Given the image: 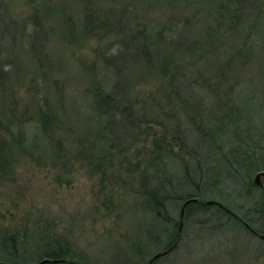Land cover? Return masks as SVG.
<instances>
[{
	"label": "rangeland",
	"instance_id": "1",
	"mask_svg": "<svg viewBox=\"0 0 264 264\" xmlns=\"http://www.w3.org/2000/svg\"><path fill=\"white\" fill-rule=\"evenodd\" d=\"M252 1L260 9L232 29L228 0H0L1 21L12 18L18 32L33 13L53 29L41 65L26 37L10 51L2 35L0 259L37 264L38 238L48 235L82 264H143L172 240L181 202L167 201L170 222L158 219L146 208L142 181L216 200L264 231V195L253 183L256 160L264 158V0ZM95 9L102 16L123 11L132 26L152 33L177 22L199 43L215 22L223 31L201 56L154 38L155 63L173 61L172 82L167 91L153 82L133 85L144 116L125 125L117 141L113 128L98 137L106 120H97L91 105L94 80L111 71L102 56L117 55L113 36L84 29L83 17ZM70 24L74 34L67 36ZM42 115H50L54 140L36 133ZM214 212L184 217L177 246L154 263L264 264V240Z\"/></svg>",
	"mask_w": 264,
	"mask_h": 264
},
{
	"label": "trees",
	"instance_id": "2",
	"mask_svg": "<svg viewBox=\"0 0 264 264\" xmlns=\"http://www.w3.org/2000/svg\"><path fill=\"white\" fill-rule=\"evenodd\" d=\"M228 1H232V4L235 6V11L231 13V17L228 19L233 21V23H231L232 29L241 25L239 24L241 17L247 18L246 12H248V10L251 13L252 10L260 9V7L253 5L252 0ZM225 3L226 2L220 4L219 7H222ZM224 17L225 18L222 16V19L226 20V18L229 17V14L227 13ZM82 20L84 29L90 31L93 36H96L99 39L113 36L117 43V55L113 53L111 54L112 57H106V55H103L101 58L102 67H108L111 71L107 74V76L105 75L102 78L94 80L93 101L91 104L96 119L101 121L104 119L106 120L103 125H99L97 127L98 137L102 139L107 138L110 134H112L111 130L113 128V133L118 132L114 137L116 141L118 137L123 135L121 133H124L125 125L127 126L128 123L135 125L132 120L139 121L138 117L144 116L141 113V110L137 108V100L130 94L132 88H134L133 85H143L153 82L157 89L167 91V87L171 84L170 82H172L173 77H171V74L172 70H175L173 64L171 65L173 61L170 62V59H166L167 61L165 60L161 65V61L157 64L155 63L153 49L154 44L152 43L154 38L157 40L167 41L176 51L180 48L185 52L187 51L190 56L192 54L201 56L203 55L201 49H203L204 46H207L215 38L223 36L222 29H219L221 21L210 25L206 31L205 38L199 43L196 40L187 37L185 32L181 30L182 28L178 26L179 23L177 22L172 24L167 29H159V31L152 33V29L149 27L143 26L140 28L138 26H132L130 21H128L129 19L127 18V15L123 11H117L111 16H102L101 11L99 9H95L92 12H87ZM182 24L187 27L188 21H183ZM52 32L53 29L45 27L42 19L37 13L31 14L28 19L25 20L24 24L20 26L19 32L17 31V26L12 18L5 19L4 21H1L0 18V46H5L2 43V35L6 37L8 36L9 43L6 45L7 49L10 47V51H15L18 47L19 40H21L20 35H22V39L26 37L28 41V50L33 55V59L36 60V62H39L40 65L43 61L46 43ZM66 33L67 36L74 34L73 26L71 24L66 28ZM184 44L187 45L184 46ZM98 67L102 68L100 65H98ZM2 73L3 71L1 68L0 76H3ZM109 75L113 76L111 81ZM167 96L170 97V94L167 93ZM49 116L50 115H42L35 130L36 133H41V136L43 135L50 140H54ZM207 124L208 123L206 121L204 122L203 127L200 126L198 128H206ZM219 126L220 125L218 124V127ZM178 140L179 143L182 144L181 139L178 138ZM212 142L213 141L209 140L207 146H212ZM164 143L165 142L163 141V144ZM163 144L158 143L155 146L159 147L161 145L163 146ZM165 146L168 147L167 144H165ZM234 160L236 161V158H234ZM256 163L258 165L256 168L260 169L258 171H264V158L258 157ZM262 183L264 185L263 181ZM141 185V194L145 198L146 208L155 212L156 217L162 221L164 220L165 222H170V218L166 215V203L168 200H179L181 202V209L184 201L190 198H197L195 195L191 194H177L172 190L169 192L168 189L160 182H156L154 185L149 182L148 187L144 181H142ZM261 191L264 195V190L261 189ZM200 201L201 202L190 201L185 205L183 219L193 212L213 209L215 211V217L218 221H220L221 215H225L227 219L224 223L234 224V222L237 221L236 223H240L241 227L248 229L251 233L264 240V238H261L255 233L256 231L257 233L264 235V231L253 229L250 225V220L238 216L228 207L223 205L230 210L228 211L220 206L221 203L216 200L214 201L220 204L214 203L211 205H205L203 204L204 201ZM180 209L178 218L180 217ZM179 220L180 218L176 222L173 221V225H176V227L175 231L171 233L172 240L166 244L161 251L172 245L179 227ZM181 231L182 230H180V233ZM179 236L177 243L179 242ZM38 243L42 250V252L39 253L38 261L42 258L56 260L54 263L48 262L45 264H76L82 261L70 251L69 246L66 243L59 242L57 240L54 241V239L52 240L48 238V235L39 237ZM176 246L177 244L164 256L172 252ZM135 251L138 253L137 256L140 259L141 254L144 252L143 248L137 246ZM153 254H151L143 264H147L149 258ZM10 255L16 259V256L18 255L16 247L12 249V254ZM4 259L5 258H1L0 261L8 264H23L17 259ZM157 259L152 260L149 264H155L154 262Z\"/></svg>",
	"mask_w": 264,
	"mask_h": 264
},
{
	"label": "water",
	"instance_id": "3",
	"mask_svg": "<svg viewBox=\"0 0 264 264\" xmlns=\"http://www.w3.org/2000/svg\"><path fill=\"white\" fill-rule=\"evenodd\" d=\"M261 177H264V171H263V170H262V171H258V172H256L255 177H254V180H253V183H254L255 185L259 186L261 189L264 190V185H263V183H262V181H261V179H260ZM190 201L201 202V201H200L199 199H197V198H190V199H187L186 201L183 202V204H182V206H181V209H180L179 227H178V229H177V232H176V235H175V238H174V241H173L172 245L169 246L168 248L162 250V251L155 252V253L149 258L147 264H149V263H150L152 260H154V259H157V258H160V257L164 256L167 252H169V251H170V250H171V249L177 244L178 236H179V233H180V230H181L182 224H183L182 219H183V215H184V207H185V205H186L188 202H190ZM214 203H218V202H216V201H214V200H206V201L203 202V204H205V205H211V204H214ZM218 204H220V203H218ZM220 206H222L223 208L227 209V208L224 207L222 204H220ZM227 210L230 211L229 209H227ZM255 233H256L257 235H259L261 238H264V235L259 234V233H257L256 231H255ZM48 262H53V263H54V262H56V260H51V259H49V258H42V259H40V260L37 262V264H45V263H48ZM0 264H8V263L3 262V261H0ZM76 264H82V263H76Z\"/></svg>",
	"mask_w": 264,
	"mask_h": 264
}]
</instances>
